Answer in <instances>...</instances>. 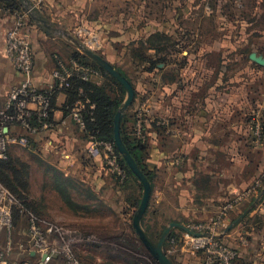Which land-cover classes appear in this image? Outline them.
Masks as SVG:
<instances>
[{"label":"rangeland","instance_id":"374dc122","mask_svg":"<svg viewBox=\"0 0 264 264\" xmlns=\"http://www.w3.org/2000/svg\"><path fill=\"white\" fill-rule=\"evenodd\" d=\"M21 1L26 7L18 20L26 30L40 25L52 32L43 42L47 50L53 51L52 36L59 38L55 55L42 56L53 63V70L66 68L76 53L87 55L77 41L133 85L135 99L124 112L123 124L147 146L143 167L153 190L142 226L146 230L151 225L154 242L173 223L190 231L206 223L214 232L230 227L233 209L243 199L249 205L255 200L254 209L264 210V0H43L40 12L30 0ZM44 5L51 10L49 18L59 23L53 26L55 35L45 21ZM38 14L45 20L37 19ZM12 26L7 20L3 33ZM33 59L34 72V50ZM2 72L7 86L2 85ZM88 77L91 80L90 72ZM22 79L8 55H0V105ZM126 98L127 93L121 107ZM180 117L187 121L185 158L177 152L178 139L168 136ZM15 131L28 138V145L7 148L9 160H0V179L40 217L74 231L80 261L159 264L133 227L143 185L134 174L135 179L124 173V158L120 153L112 156L110 143L99 144L96 156L90 152L96 143H80V161L93 169L87 172L64 151L42 147L47 138L38 139L19 127ZM102 154L107 155L106 172L93 168ZM202 181L208 183L205 205L200 202ZM216 211L213 219H202ZM24 219L17 218L12 232L2 235V243L7 245L11 237L9 261L39 264ZM184 232L174 228L171 235L184 240L189 234ZM185 254L188 251L178 249L169 257L183 264L191 259ZM51 264L62 261L56 257Z\"/></svg>","mask_w":264,"mask_h":264},{"label":"built area","instance_id":"2783aa9c","mask_svg":"<svg viewBox=\"0 0 264 264\" xmlns=\"http://www.w3.org/2000/svg\"><path fill=\"white\" fill-rule=\"evenodd\" d=\"M40 5L43 0H31ZM33 8L37 9L34 5ZM5 50L11 63L22 73V82L12 88L3 105H0V159L8 158L7 148L14 145L27 146L28 138L18 135L16 128L19 127L29 135H36L49 130L50 126L45 123L42 129L33 128L30 125L33 114L39 119H49L52 112L51 93L40 90L33 83V48L31 35L26 30V25L18 21L5 35ZM53 73L54 80L59 89L69 88V79L72 74L60 65ZM78 70L81 68L78 67ZM88 80L87 75L84 76ZM35 105V109L30 108ZM82 106L77 105L72 111L73 118L81 127L85 123L81 117ZM93 155H98L96 144L90 148ZM25 218L28 226L29 244L39 257V264H51L58 257L62 264H85L77 257L74 251V231L58 225L55 222L40 217L36 212L27 209L20 199L0 180V264H18L9 261L8 252L11 251V237L8 234L7 245L3 246L2 235L11 233L17 218ZM217 225V224H216ZM213 225V226H216ZM219 229V234L228 228ZM196 235L186 234L193 248L200 251L210 252L214 260H207L203 264H213L218 261L223 264H233L238 259V252L222 246L215 239V234L210 225L199 224L191 228ZM218 230V229H217Z\"/></svg>","mask_w":264,"mask_h":264},{"label":"crops","instance_id":"0c3cea01","mask_svg":"<svg viewBox=\"0 0 264 264\" xmlns=\"http://www.w3.org/2000/svg\"><path fill=\"white\" fill-rule=\"evenodd\" d=\"M25 1V0H24ZM31 4L37 6V11L41 10V6L37 5L35 2L31 1ZM4 4V5H3ZM11 5V6H10ZM14 5V7H12ZM24 2L21 0H0V55H5V35L6 32L3 33V25L7 20L10 21L12 28L15 27L16 21L21 19V16L25 13H23V10H25ZM44 7V17L41 15H37V19H43L45 21H48L52 26L51 28L57 27L59 23H57L54 20H51L49 17H51V10L45 9ZM43 9V8H42ZM19 10L20 12H17ZM40 12V11H39ZM43 13V12H42ZM7 15V16H6ZM7 17L5 20H2L1 18ZM19 16V18H17ZM18 20V21H19ZM36 22V20L34 19ZM33 21V23H35ZM38 26V28H36ZM54 26V27H53ZM11 29V28H10ZM29 33L31 35V42H33V50L34 55H36V63H35V69L33 72V83L36 88H39L40 90H52L54 88L55 80L53 77V73L56 70H53L51 67L53 63L51 61H48V58H42V56L47 55H55L54 50L55 46L54 43L56 42L58 37H56V31L54 28V35L52 36L51 40L54 42L53 45V51L50 47L48 50L43 45V42H46L47 36L51 35L52 32L43 31L40 25H32L28 27ZM53 30V29H52ZM7 31V30H6ZM66 47V43H65ZM67 50V47H66ZM41 59L40 64H38L37 59ZM38 57V58H37ZM66 57V56H65ZM68 58V57H66ZM44 60V61H43ZM47 62L51 64H47ZM56 66V64H55ZM107 72V71H106ZM4 72H2L1 78L3 80L2 85L4 86L8 79L5 78L3 75ZM93 78H96V80H93ZM91 81L93 83H96L97 85H101L103 83V78L98 73H94L91 75ZM7 86V85H5ZM80 95H83V89L80 88ZM70 97L67 95L65 90H58L56 97H55V103H54V113H53V127L52 129L42 131L39 134H36V138L42 139L47 138V140L44 141V143H41L40 145L42 147H45L50 150H62L64 151V155L70 156L75 161L76 165L82 166L84 170L87 172H90L92 169L91 166L87 164H83L82 161H80V156L83 155L84 149L80 147V143L82 142L84 146H86L88 143H96L98 146L99 144L103 145L105 143L103 142H96L94 137H92L86 130L85 127H81L78 122L73 118V116L69 113H66L64 111V107L68 105L70 102ZM88 102H85L84 100H77L75 102L76 106L80 105L82 106V110H84L86 104ZM30 108L32 110L35 109L34 104H30ZM93 108V106H92ZM179 122H177V128H174L171 130V133H168L169 139L176 140L178 139L179 149L177 152H179L180 156L182 158H185L186 155L183 150L186 149V146L183 144L186 140V134H187V121L186 117H180ZM178 120V119H177ZM175 126V125H174ZM90 141V142H89ZM112 146V145H111ZM87 147V146H86ZM89 147V146H88ZM212 151V148L210 149ZM113 153V147L112 151ZM108 154V153H106ZM96 164L94 170L101 172L105 171V167L107 166V155L102 154L99 157H96L94 159ZM200 164V162H198ZM212 172V171H211ZM205 176H208L205 173ZM210 176V175H209ZM208 178L210 179V176ZM203 182V183H202ZM200 183L199 189L201 190L202 199L200 202H204L203 199H206L204 197L205 195H208L207 189H208V183L205 181H202ZM211 181H209L210 183ZM212 184V183H210ZM245 199L242 200L234 209L232 213V219L234 220L238 218L237 222L232 223L230 227H228L222 234H219V229L216 230L215 239L216 241L221 244L222 246L228 247L229 249L236 250L238 252V259L233 264H264V210L263 208L260 210L254 209V203L247 209L249 206V203H247ZM247 203V206L243 208V206ZM202 205H205V203ZM202 207V206H201ZM242 210L240 211V209ZM247 209V210H246ZM246 210V211H245ZM218 212L214 215H212L210 218H202V219H213L215 216H217ZM24 219V218H23ZM25 220V219H24ZM212 221V220H211ZM206 223V222H201ZM207 224V223H206ZM185 234V232L183 233ZM175 236V235H174ZM171 237V235H170ZM169 239V238H168ZM180 239L179 236L174 237V239H171L170 244V250L169 256L174 251H177L178 249L180 251H188L189 254H185L186 257L189 256L191 258L190 260L184 261L183 264H203L207 262L206 260L210 257L207 253L204 251L196 250L192 247L189 238H187L186 234L183 238L184 240H178ZM170 241L168 243H170ZM2 242V241H1ZM215 259L214 257L212 258ZM213 264H223L218 261L213 262Z\"/></svg>","mask_w":264,"mask_h":264},{"label":"trees","instance_id":"16d2710c","mask_svg":"<svg viewBox=\"0 0 264 264\" xmlns=\"http://www.w3.org/2000/svg\"><path fill=\"white\" fill-rule=\"evenodd\" d=\"M12 7H14V5H12ZM74 64L79 65L81 69L80 70L76 69L74 67ZM58 69L61 68L59 67ZM65 69L69 71L72 74V76L69 79L70 87L67 89L62 88V90H65L67 95L70 97V101H69L70 103L64 107V111L72 115V111L76 107L75 102L77 100L80 99V100H84L85 102H88L84 110L81 111V117L85 123V130L92 137H94L96 142L110 143L113 146L112 156L120 157L114 141V119L117 114V111L121 108L122 102L124 100V96L126 93L125 89L114 77H112L108 72H106L101 66H99L95 61H93L87 55L77 54V53L72 55L69 65L67 64V67ZM89 72H90V77L94 73H98L99 75H101L103 78V83L101 85H97L96 83H93L89 79V77L88 80H85L84 76L86 75L89 76ZM124 77L126 76L124 75ZM80 88L84 90L83 95L79 94ZM58 90L61 89L57 87L56 82L52 90H44L46 92L51 93L52 112L50 113L49 119L47 120L45 119L41 120L36 114H33L30 122V125L33 128L42 129L43 124L47 123L50 126L49 128L52 129L53 127L52 117L55 110L54 103ZM123 123L124 122L122 121L121 134L124 143L128 148L129 152L131 153V155L133 156V158L135 159V161L137 162V164L139 165V167L141 168V170L146 174L148 180L151 183V178L149 174L145 172L144 170L145 168L143 167V159L144 156L146 155L147 146L143 145L142 142L139 141L134 136V134L133 136L129 135ZM0 160L6 162L9 159L7 158L6 160H2V159ZM121 164L124 169V173H127L128 177H132L135 179V177H133L134 176L133 173L130 171L127 165H125L124 160H121ZM6 185L17 196L16 192L8 184ZM17 197L20 199L23 205L27 209H29L24 204L22 199L19 196ZM254 199H257V197H255ZM254 201L255 200H253L250 203L247 209L253 204ZM147 215L148 214H146L145 216ZM237 220L238 218L234 219L233 223L237 222ZM148 222L150 223V221ZM150 228L151 225L150 226L146 225V231L148 232V234ZM165 230H166L165 228L162 229V232H159L158 235L161 237V235H163ZM174 237H175L174 234H172L168 241L174 239Z\"/></svg>","mask_w":264,"mask_h":264},{"label":"water","instance_id":"95a60500","mask_svg":"<svg viewBox=\"0 0 264 264\" xmlns=\"http://www.w3.org/2000/svg\"><path fill=\"white\" fill-rule=\"evenodd\" d=\"M75 42L79 45L81 50L85 51L88 57L94 60L99 66H101L112 77H114L122 85L127 93L126 101L124 102V105L119 109L114 119V141L118 152L123 156L132 173L142 183L144 189L141 205L133 219V227L144 246L148 249V251L153 255V257L158 261L159 264H175L165 251V243L170 237L173 229L180 228L189 234H196L183 225L173 223L164 232L161 240L156 243L151 239L148 232L142 226V220L148 210L153 188L146 174L141 170V168L129 152L128 148L126 147L121 134L124 112L132 105L135 99V89L131 82L126 77H124V75L110 62H108L100 55L94 53L93 51L84 48V46L80 45L77 41ZM257 62L262 63L260 60H258Z\"/></svg>","mask_w":264,"mask_h":264}]
</instances>
